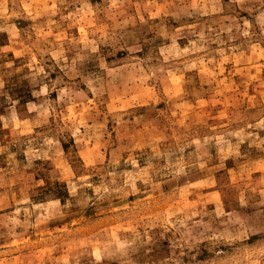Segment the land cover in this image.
Instances as JSON below:
<instances>
[{"label":"rangeland","instance_id":"1","mask_svg":"<svg viewBox=\"0 0 264 264\" xmlns=\"http://www.w3.org/2000/svg\"><path fill=\"white\" fill-rule=\"evenodd\" d=\"M0 264H264V0H0Z\"/></svg>","mask_w":264,"mask_h":264}]
</instances>
